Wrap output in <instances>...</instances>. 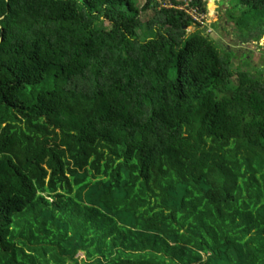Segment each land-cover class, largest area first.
I'll return each mask as SVG.
<instances>
[{
	"label": "trees",
	"instance_id": "16d2710c",
	"mask_svg": "<svg viewBox=\"0 0 264 264\" xmlns=\"http://www.w3.org/2000/svg\"><path fill=\"white\" fill-rule=\"evenodd\" d=\"M207 6L0 0V264H264V68Z\"/></svg>",
	"mask_w": 264,
	"mask_h": 264
},
{
	"label": "rangeland",
	"instance_id": "374dc122",
	"mask_svg": "<svg viewBox=\"0 0 264 264\" xmlns=\"http://www.w3.org/2000/svg\"><path fill=\"white\" fill-rule=\"evenodd\" d=\"M211 1L212 0H207L208 9L206 16H204L206 19V26L203 29L206 31V34L213 38L221 51L232 52L234 54L232 62L235 69L241 67L243 70L254 72L264 68V35H262L259 40H255V33L253 31L247 33V29H245L240 32L234 23L228 21L226 11L230 7V1L238 3L239 0ZM184 7L185 5L181 6V9ZM189 13L197 21H203V18L199 15L192 11H189ZM151 16V13H147L144 20ZM250 23L251 21L248 22V24ZM247 26L250 27V25ZM111 27V24L106 22L105 28L111 29ZM197 27L196 25H192L188 27L186 31L187 33L194 32ZM254 31L257 32L256 30ZM139 33L143 39L146 37V29L139 30ZM244 59H246V61ZM76 257L81 260L83 259V254L79 253Z\"/></svg>",
	"mask_w": 264,
	"mask_h": 264
},
{
	"label": "built area",
	"instance_id": "2783aa9c",
	"mask_svg": "<svg viewBox=\"0 0 264 264\" xmlns=\"http://www.w3.org/2000/svg\"><path fill=\"white\" fill-rule=\"evenodd\" d=\"M189 11H192L193 13H195V14H196V11H195V10H193V9H190ZM189 11H188V12H189ZM200 17H202V18L204 19V16L200 15ZM194 19H195V18H194ZM199 19H200V18H199ZM203 19H202V20H203ZM195 20H196V19H195ZM198 22H199V20H198Z\"/></svg>",
	"mask_w": 264,
	"mask_h": 264
},
{
	"label": "water",
	"instance_id": "95a60500",
	"mask_svg": "<svg viewBox=\"0 0 264 264\" xmlns=\"http://www.w3.org/2000/svg\"><path fill=\"white\" fill-rule=\"evenodd\" d=\"M213 1V0H212Z\"/></svg>",
	"mask_w": 264,
	"mask_h": 264
}]
</instances>
